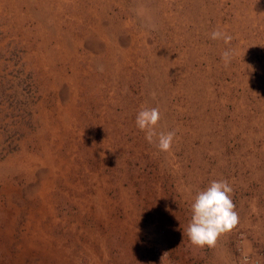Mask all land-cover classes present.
Returning a JSON list of instances; mask_svg holds the SVG:
<instances>
[{"label": "rangeland", "instance_id": "rangeland-1", "mask_svg": "<svg viewBox=\"0 0 264 264\" xmlns=\"http://www.w3.org/2000/svg\"><path fill=\"white\" fill-rule=\"evenodd\" d=\"M213 180L239 222L201 248ZM262 232L264 0H0V264H262Z\"/></svg>", "mask_w": 264, "mask_h": 264}, {"label": "clouds", "instance_id": "clouds-1", "mask_svg": "<svg viewBox=\"0 0 264 264\" xmlns=\"http://www.w3.org/2000/svg\"><path fill=\"white\" fill-rule=\"evenodd\" d=\"M213 40L223 39L228 44L232 36L221 31L214 30L210 34ZM231 53L226 50L222 53V60L227 64ZM161 119L158 107H143L136 115V126L145 132V139L149 143L154 142L160 151L167 152L172 146L175 131L156 130ZM232 188L226 180H213L209 186L198 191L191 203V219L186 229V235L190 242L197 247H214L217 238L231 231L239 222L235 204L231 198Z\"/></svg>", "mask_w": 264, "mask_h": 264}, {"label": "crops", "instance_id": "crops-1", "mask_svg": "<svg viewBox=\"0 0 264 264\" xmlns=\"http://www.w3.org/2000/svg\"><path fill=\"white\" fill-rule=\"evenodd\" d=\"M253 194H254V193L252 192V194H250L249 197L254 196ZM244 197H245V195H244ZM263 236H264V232H262V238H264ZM254 240H255V239H254ZM249 244H250V243H249ZM215 247H216V243H215L214 248H215ZM251 247H252V244L250 245V248H251ZM212 249H213V248H212ZM217 250H218V247H217ZM213 253H216L215 250L213 251ZM261 257H262L261 263L264 264V240H262V256H261Z\"/></svg>", "mask_w": 264, "mask_h": 264}, {"label": "built area", "instance_id": "built-area-1", "mask_svg": "<svg viewBox=\"0 0 264 264\" xmlns=\"http://www.w3.org/2000/svg\"><path fill=\"white\" fill-rule=\"evenodd\" d=\"M245 261H252L253 263H257V260H252L250 257H244Z\"/></svg>", "mask_w": 264, "mask_h": 264}]
</instances>
